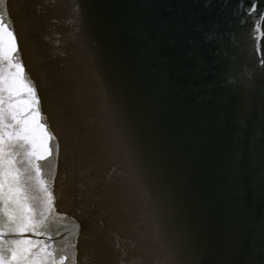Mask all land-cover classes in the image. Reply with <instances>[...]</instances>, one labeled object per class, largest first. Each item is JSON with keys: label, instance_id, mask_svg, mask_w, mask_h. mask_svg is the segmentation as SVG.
<instances>
[{"label": "water", "instance_id": "water-1", "mask_svg": "<svg viewBox=\"0 0 264 264\" xmlns=\"http://www.w3.org/2000/svg\"><path fill=\"white\" fill-rule=\"evenodd\" d=\"M4 10L51 135L52 156L37 162L54 194V247L75 244L79 264H264V0H4ZM214 25L234 58L224 65L213 64L221 45L204 40ZM229 63L253 79L243 107L221 87Z\"/></svg>", "mask_w": 264, "mask_h": 264}, {"label": "snow or ice", "instance_id": "snow-or-ice-1", "mask_svg": "<svg viewBox=\"0 0 264 264\" xmlns=\"http://www.w3.org/2000/svg\"><path fill=\"white\" fill-rule=\"evenodd\" d=\"M255 9L256 4H253L250 11ZM79 11L77 6L76 12ZM217 27L214 25L213 30L205 32L204 40L221 45L213 64L224 65L225 60L234 58L230 57L225 44L227 33L215 30ZM196 62L203 66L199 58ZM260 64L264 68V60ZM200 67L196 69L198 72ZM235 70L234 63L225 65L220 74L223 77L221 87L226 88L229 97L236 96L243 107L254 83L242 73L234 75ZM25 72L14 22L10 15L6 19L4 0H0V264H66L69 258L72 264H79L75 244L65 243L56 248L51 242V234L45 231L54 194L42 178V168L37 161L47 160L53 150L48 143L51 135L40 119V99ZM98 75L102 74L98 71ZM235 119L242 128L245 126L242 113H236ZM56 148L58 150L59 145ZM214 201L215 197L209 193L206 206L211 208ZM223 215L226 235L231 237L233 222L227 204L223 207ZM76 228L90 233L94 229L93 220L84 216L83 224ZM41 235H47L48 240L33 239ZM207 251L205 242L201 254L206 255Z\"/></svg>", "mask_w": 264, "mask_h": 264}, {"label": "flooded vegetation", "instance_id": "flooded-vegetation-1", "mask_svg": "<svg viewBox=\"0 0 264 264\" xmlns=\"http://www.w3.org/2000/svg\"><path fill=\"white\" fill-rule=\"evenodd\" d=\"M33 239H36V236H34Z\"/></svg>", "mask_w": 264, "mask_h": 264}]
</instances>
